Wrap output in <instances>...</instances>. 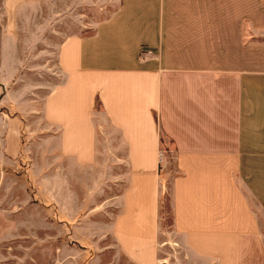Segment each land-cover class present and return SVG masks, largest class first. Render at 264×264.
<instances>
[{"label": "crops", "instance_id": "crops-1", "mask_svg": "<svg viewBox=\"0 0 264 264\" xmlns=\"http://www.w3.org/2000/svg\"><path fill=\"white\" fill-rule=\"evenodd\" d=\"M29 3L1 0V37L12 36ZM1 68L7 114V58ZM53 72L58 81L38 113L54 133L56 178L61 159L71 167L110 155L123 187L108 201L117 211L82 252L73 246L72 192L53 189L58 222L51 225L70 229V237H53L51 264H156L162 136L177 170L163 243L176 263L264 264V0H119L90 34L58 45ZM26 107L15 110L21 124ZM7 119L5 130L20 133ZM7 206L0 207V264L12 230L29 227L24 214L32 208ZM35 207L42 213L36 229H44L45 208Z\"/></svg>", "mask_w": 264, "mask_h": 264}, {"label": "rangeland", "instance_id": "rangeland-1", "mask_svg": "<svg viewBox=\"0 0 264 264\" xmlns=\"http://www.w3.org/2000/svg\"><path fill=\"white\" fill-rule=\"evenodd\" d=\"M28 1L30 3L24 5L22 11L24 19L13 22L12 36H0V44L7 41L9 45L7 50L4 47L0 49V75L6 72L5 68H1V61L5 58L13 74L12 82H8L7 86L8 106L12 111L2 113L3 105H0V207L8 209L7 205L12 203L32 207L24 214V223L29 227L12 230V239L2 250L3 264H51L56 254L53 237L60 233L61 242L70 237V229H58L51 225L54 221L58 222L51 196L54 188L72 192L69 211L71 222L76 226L72 230L76 231L75 236L79 240V244L73 243V246L82 252L86 246L81 243L98 233L102 224L117 211L112 205L108 206V201L123 187V182L117 179L119 170L107 163L110 155L105 159L98 156L96 164L72 163L71 167L68 160L61 159L62 175L58 180L54 174L57 171L53 156L56 146L52 138L54 133L50 128H43L44 122L38 113L47 87L58 81L53 72L58 45L68 36L90 34L98 22L117 8L119 0ZM42 84L45 88H41ZM1 97L3 100L4 95ZM26 100L29 105L24 104ZM24 105L28 109L27 122L23 120L21 124L18 120L20 115L15 110L24 109ZM8 117L14 125L20 126V133L16 130L11 135L5 130V120L10 122ZM100 140L101 135L98 134V150ZM109 141L114 140L110 138ZM160 153L163 161L159 165L157 245L163 246L157 249V259L165 258L167 264H177L172 247L163 244L172 231L169 187L172 178L177 175L172 146L164 136ZM37 191L39 197L36 196ZM40 204L45 208L44 229H36V224L41 223L42 213L35 206ZM13 218L19 219V215L14 212Z\"/></svg>", "mask_w": 264, "mask_h": 264}, {"label": "built area", "instance_id": "built-area-1", "mask_svg": "<svg viewBox=\"0 0 264 264\" xmlns=\"http://www.w3.org/2000/svg\"><path fill=\"white\" fill-rule=\"evenodd\" d=\"M162 160V154L160 153V161ZM156 264H167V259L161 258L157 259Z\"/></svg>", "mask_w": 264, "mask_h": 264}, {"label": "trees", "instance_id": "trees-1", "mask_svg": "<svg viewBox=\"0 0 264 264\" xmlns=\"http://www.w3.org/2000/svg\"><path fill=\"white\" fill-rule=\"evenodd\" d=\"M162 143V140H160V144Z\"/></svg>", "mask_w": 264, "mask_h": 264}]
</instances>
